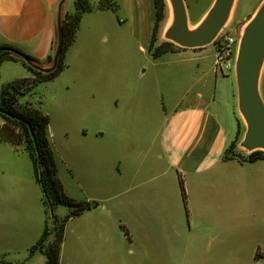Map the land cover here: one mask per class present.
Masks as SVG:
<instances>
[{"label":"crops","instance_id":"crops-1","mask_svg":"<svg viewBox=\"0 0 264 264\" xmlns=\"http://www.w3.org/2000/svg\"><path fill=\"white\" fill-rule=\"evenodd\" d=\"M67 1L0 0V47L46 60L75 12ZM189 1L187 19L199 11L191 24L215 2ZM87 2L63 59L84 31L85 75L60 95L71 115L47 127L65 194L90 202L64 224L60 263L264 264V160L225 156L238 132L234 69L216 71L213 44L152 57L154 0ZM29 75L21 61H2L0 93ZM69 212L52 208L57 221ZM48 217L25 146L0 140V262L45 264L44 252L29 250Z\"/></svg>","mask_w":264,"mask_h":264},{"label":"trees","instance_id":"trees-1","mask_svg":"<svg viewBox=\"0 0 264 264\" xmlns=\"http://www.w3.org/2000/svg\"><path fill=\"white\" fill-rule=\"evenodd\" d=\"M74 6L75 12L65 15L59 25L56 64L41 72H32L28 68L30 72L28 77L9 82L2 88L0 93V116L2 117L0 140L15 146L20 144L25 146L32 162L35 180L42 191L43 204L50 213V227L44 229L40 239L29 250V255L36 251L44 252L46 255L45 264H61L59 250L64 224L70 217L76 216L83 210L90 208V202L76 200L65 194L62 183L57 175V166L47 137L49 118L41 111L40 101H37L35 104L31 102L20 103L19 97L29 94L38 84L53 80L63 71L64 54L75 39L81 15L91 10V6L87 0H75ZM165 6V0H154L155 22L148 47V51L154 58L182 49V47L169 42H163L154 46L159 24L164 19ZM4 60L21 61L24 66H26L25 62H39L17 49L1 46L0 63ZM46 60L51 61V57H47ZM233 146L234 142L227 148L225 156L228 158L233 156L241 157L229 153L230 148ZM246 160L248 162L264 160V151L251 152L246 157ZM179 184L182 200L184 205H186L184 186L181 181ZM56 205H63L70 209L69 214L61 221H57L52 216V208ZM20 264H24V262Z\"/></svg>","mask_w":264,"mask_h":264},{"label":"water","instance_id":"water-1","mask_svg":"<svg viewBox=\"0 0 264 264\" xmlns=\"http://www.w3.org/2000/svg\"><path fill=\"white\" fill-rule=\"evenodd\" d=\"M233 2L234 0H215L206 15V25L193 35H188V19L183 0H170L175 10V29L170 39L182 48H201L210 44L224 27L223 21ZM250 22L235 60L234 72L238 109L247 125L242 144L249 150H263L264 104L258 92L257 81L264 51V5Z\"/></svg>","mask_w":264,"mask_h":264},{"label":"rangeland","instance_id":"rangeland-1","mask_svg":"<svg viewBox=\"0 0 264 264\" xmlns=\"http://www.w3.org/2000/svg\"><path fill=\"white\" fill-rule=\"evenodd\" d=\"M187 2L190 3L189 0H187ZM165 3L166 6L164 10V19L159 24L154 46L159 45L160 43L163 42H169L172 43L173 45L178 46L172 40L165 39L162 35L163 27L170 14V0H165ZM263 5H264V0H234L232 5V12H233L232 23L228 26L222 27L210 44H213L214 47L218 49V41L219 39H221V37L223 38L226 35L233 37L235 40V44L233 46V58L234 60H236L237 52L235 50V45L237 38L239 36L238 35L239 31L243 25H245L247 22H250L254 18V16L257 14V12L261 9ZM205 6H207V1L204 2L203 7L205 8ZM201 7L202 6H200L198 10H201L200 9ZM189 13H188V19H190L193 22L195 20V16L199 13V11L195 15H193V11H190ZM188 23H190V21H188ZM57 49H58V44L57 42H55L53 55L50 56L51 61L44 60L38 63L25 62L26 67L31 69L32 72H41L47 70L49 67H53L57 61ZM207 49L209 50L210 46ZM9 52L12 54L11 51ZM7 66L12 67V70L16 72L22 71L21 66L12 63H8ZM64 69H63L64 70L63 73L58 78H56L54 84L38 86L36 95H34L33 98L29 100L33 104L37 103V101L41 102L40 105L41 111L49 117L50 125L54 129H56L57 126L59 125L61 121V117H63V115H65V118L71 115L70 110L62 103V99L60 98L61 93H65L67 90L70 91L72 90V88L73 89L75 88L74 83L71 81V79L75 80V77L85 75V32L84 31L81 32L77 45L74 48H72L70 52H68L66 59L64 61ZM5 78H6L5 76L0 77V87L3 84H5L4 83ZM258 92L264 104V63L262 67L261 81L258 85ZM61 107H63L64 109L63 111L61 110ZM246 130H247V125L245 123L242 113H240L239 111L238 132L235 141H233L234 146L230 148L229 151L230 154H236L238 156L241 157L243 156L246 158L248 154H250L251 152L263 151L260 148L249 150L242 144ZM48 215H49L48 218L51 222L49 212ZM22 262L23 260L21 261V263ZM0 264H4V263L0 262Z\"/></svg>","mask_w":264,"mask_h":264},{"label":"bare ground","instance_id":"bare-ground-1","mask_svg":"<svg viewBox=\"0 0 264 264\" xmlns=\"http://www.w3.org/2000/svg\"><path fill=\"white\" fill-rule=\"evenodd\" d=\"M233 20V12H232V7L229 11V13L226 15L224 21H223V26H228L232 23ZM207 23V18L204 17L202 19H200L196 24H191L188 23L186 26V31L188 35H193L194 33H196L197 31H200ZM251 22H247L245 25H243L239 31V36L237 38L236 41V45H235V50L237 52V54L240 51V47L242 45V42L245 38V35L247 33V30L250 27ZM175 29V10L173 8V5L170 3V14L168 19L165 22V25L163 27V31H162V35L165 39H169L171 40V34ZM263 63H264V51H263V55H262V62H261V66L259 69V76H258V81H257V86L259 85L260 81H261V74H262V67H263ZM262 149L264 150V148L262 147Z\"/></svg>","mask_w":264,"mask_h":264},{"label":"built area","instance_id":"built-area-1","mask_svg":"<svg viewBox=\"0 0 264 264\" xmlns=\"http://www.w3.org/2000/svg\"><path fill=\"white\" fill-rule=\"evenodd\" d=\"M235 40L231 36L221 37L216 49L215 69L221 74H228L234 69L233 46Z\"/></svg>","mask_w":264,"mask_h":264}]
</instances>
